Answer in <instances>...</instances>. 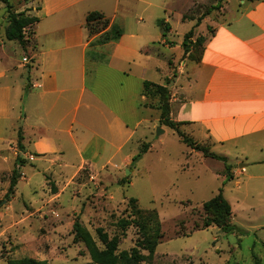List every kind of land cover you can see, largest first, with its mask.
I'll return each mask as SVG.
<instances>
[{"label": "crops", "instance_id": "obj_1", "mask_svg": "<svg viewBox=\"0 0 264 264\" xmlns=\"http://www.w3.org/2000/svg\"><path fill=\"white\" fill-rule=\"evenodd\" d=\"M14 10L38 20L26 28L24 47L0 40V176L16 169L28 185L35 176L42 186L51 179L53 190L84 168L95 179L119 176L158 120L143 81L169 88L168 50L182 52L183 37L170 38L177 27L204 41L198 58L176 65L170 118L216 154L253 148L264 162V0H25ZM94 10L121 26L116 41L96 43L100 32L89 34L85 16ZM193 153L203 156L186 155ZM206 158L225 174L222 161ZM239 164L234 176L244 171Z\"/></svg>", "mask_w": 264, "mask_h": 264}, {"label": "rangeland", "instance_id": "obj_2", "mask_svg": "<svg viewBox=\"0 0 264 264\" xmlns=\"http://www.w3.org/2000/svg\"><path fill=\"white\" fill-rule=\"evenodd\" d=\"M7 1L14 10L25 0ZM6 23L5 2L0 0V40L4 38ZM182 37V28L177 27L170 38L180 41ZM196 37L192 34L191 40ZM5 42L8 46L14 44ZM181 51L168 50L171 79L178 74L177 63L185 65L198 54L193 49L185 53L182 44ZM12 56L16 61L21 60L18 46ZM171 79L167 81L170 95ZM151 119L148 141H139L136 153L142 143H148L150 149L131 166L127 165L128 171L124 169L119 176L95 179L84 168L72 181L59 180L58 185H53L54 190L49 184L51 179L42 186L38 183L43 177L35 176L32 178L35 184L28 185L26 178L19 176L12 192H8L10 176H0V264L21 257L46 259L48 264H94L84 244L73 241L72 223L77 219L94 236L97 227H102L109 236L118 234L119 250L134 246L143 235V223L153 226L159 222V243L152 256L140 264H264V162L259 160L263 151L252 148L242 154L231 150L226 162L231 163L232 178H225V174L214 170L215 160L209 162L199 153L186 155L190 148L175 131L160 124L156 115ZM158 127L163 130L159 135ZM179 129L187 131L183 126ZM239 163H246L244 171L234 176L232 169L238 173ZM115 178L118 182L123 179L124 183H115ZM60 188L63 192L59 196L56 194ZM220 190L233 209L231 223L240 227L242 233L226 234L213 225L200 228L206 216L202 203ZM111 191L114 199L109 197ZM28 192L32 196L39 194L38 198L30 199ZM130 197L136 198L140 210L155 209L156 215L122 230L117 220L129 218L135 212ZM82 214H85L84 222L80 219ZM151 232L153 229L148 230ZM141 251L147 254L146 250Z\"/></svg>", "mask_w": 264, "mask_h": 264}, {"label": "trees", "instance_id": "obj_3", "mask_svg": "<svg viewBox=\"0 0 264 264\" xmlns=\"http://www.w3.org/2000/svg\"><path fill=\"white\" fill-rule=\"evenodd\" d=\"M4 2L7 12V23L4 28V37L7 40H15L22 47H24L27 43L30 33L28 30H26V28L29 25L35 23L38 18L26 13L25 11H15L12 9L11 4L8 3L7 0H4ZM108 23V19L105 18L101 12L96 10L88 12L85 16V26L88 29L89 34L100 32L95 40L96 43L116 41L121 36V26L115 23L108 25ZM158 23L162 25L165 31H168V27L162 24V20H159ZM97 24H100L99 28L96 27ZM192 34V30H189L183 36L182 45L184 46L185 53H190L192 49L193 51L197 50L200 52L201 45L203 44V36H197L195 40L192 41ZM198 55L199 53L197 54V57L194 58H198ZM142 94L150 98L151 101L156 100V102H152L151 106L158 109V121L160 124L175 131L180 141L187 145L190 149L200 152L204 157H211L222 161L224 164L225 178H232V174L230 172L232 166L226 162L225 156L216 154L215 152L211 151L206 144L196 141L191 135L179 129V126L186 122L174 121L170 118V92L166 85L158 84L150 80H144ZM18 137L20 138V134ZM148 147V143H142L139 151L132 156L130 166L135 160L140 158V156L148 149ZM16 161V163L19 165L21 159L17 157ZM18 178L19 173L16 169H13L8 185V192H12ZM118 183H124V180L121 179ZM130 199L135 203V212L134 214H131L129 218L122 217L117 220L116 223L122 230L132 223L136 224L137 221H140L144 218L149 219L151 216L156 215L155 209L142 211L137 207L136 198L130 197ZM202 208L206 212V216L204 217L200 228H207L211 225H215L226 234L243 232L240 227L231 223V206L228 200L222 195L221 190L210 199L204 201L202 203ZM143 224H145L143 235L136 241L134 246L128 250L118 249V244L120 241V236L118 234L109 236L102 227H97L95 229L94 236L78 219L74 220L72 223L73 241H80L84 244L89 258L94 264H140L143 259L150 258V256H152L157 244L159 243L158 239L161 237L159 222H155L153 226H150L148 223ZM149 229H153V232L148 233ZM141 250H146L147 254H144ZM254 259L257 263V258L255 257ZM7 264L48 263L46 259L21 257L7 259Z\"/></svg>", "mask_w": 264, "mask_h": 264}, {"label": "water", "instance_id": "obj_4", "mask_svg": "<svg viewBox=\"0 0 264 264\" xmlns=\"http://www.w3.org/2000/svg\"><path fill=\"white\" fill-rule=\"evenodd\" d=\"M162 131H163V130H160L159 127H158V128H157V133H156V134L159 135ZM242 165H243V164H242ZM239 166H241V164H239ZM126 171H128V170H126Z\"/></svg>", "mask_w": 264, "mask_h": 264}, {"label": "built area", "instance_id": "obj_5", "mask_svg": "<svg viewBox=\"0 0 264 264\" xmlns=\"http://www.w3.org/2000/svg\"><path fill=\"white\" fill-rule=\"evenodd\" d=\"M23 60H27V58L24 57ZM183 64H184V62H181V63L179 62L180 66H182Z\"/></svg>", "mask_w": 264, "mask_h": 264}]
</instances>
